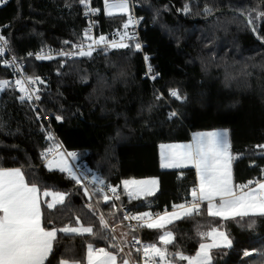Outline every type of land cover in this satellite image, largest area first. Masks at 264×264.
Here are the masks:
<instances>
[{"label": "trees", "instance_id": "obj_1", "mask_svg": "<svg viewBox=\"0 0 264 264\" xmlns=\"http://www.w3.org/2000/svg\"><path fill=\"white\" fill-rule=\"evenodd\" d=\"M96 3L102 10L105 31L123 27L124 14L106 16L103 0ZM185 3L191 6L189 14L181 11ZM205 5L212 7L213 13L232 10L247 17L246 9L258 6L264 10V0H140L137 13L144 17L146 51L160 74L154 82L143 77L144 61L133 47H103L91 57L67 60L64 67L58 59L27 60L28 73L44 81L40 84L44 110L63 117L61 121L52 119L63 145L81 153L107 181L118 185L125 207L159 210L191 199L189 190L197 183L195 169L162 168L159 145L189 141L196 131L228 129L231 149L237 155L233 163L235 182L262 177L264 151L256 145L264 143V21L259 22L261 27L255 35L237 13H219L203 20L210 16L203 11ZM7 23L9 27L3 32L11 51L20 58L41 46L68 48L78 43L85 19L77 0H10L0 7V26ZM11 78L10 70L0 62V79ZM172 89L186 98H170ZM159 90L165 98L159 97ZM250 95L258 99V117L254 104L244 100ZM18 97L13 88L0 92V167H21L26 180L42 190L67 194L65 205L56 209H47L42 203L45 221L51 218L56 227L76 226L78 216L96 233L102 229L99 215L103 214L109 224L115 225L127 250L132 251L135 232L120 222L121 211L111 201L106 204L102 196H95L99 208L84 195L81 185L65 173L46 167L41 159L50 142L45 124L36 119L30 102H21ZM170 109L177 115L170 117ZM124 177H157L160 188L154 196L129 199L122 184ZM41 198L50 201L49 197ZM89 203L94 211L86 207ZM250 221H254L252 228L247 227ZM213 226L227 233L232 246L213 248L211 264L264 260L260 255L264 252V217L224 220L207 216L203 205L200 215L167 227L175 241L166 247L170 253L179 250L194 255L199 243L209 240L199 233ZM161 232L142 228L145 240L151 243H157ZM89 243L118 251L111 247L112 241L95 234L58 232L49 260L51 264H59L61 259L85 264ZM115 243L120 247L117 238ZM245 251L253 254L244 256ZM118 254L126 258L123 252ZM170 258L186 264L178 257Z\"/></svg>", "mask_w": 264, "mask_h": 264}, {"label": "snow or ice", "instance_id": "obj_2", "mask_svg": "<svg viewBox=\"0 0 264 264\" xmlns=\"http://www.w3.org/2000/svg\"><path fill=\"white\" fill-rule=\"evenodd\" d=\"M4 2L6 0H0V3ZM77 3L83 5L85 15L100 12L99 8H91L90 0H77ZM103 3L109 17L117 12L125 14L130 12V0H111V2L110 0H103ZM68 6L70 7V5ZM181 11L185 14L191 13L190 4L185 3ZM203 11L207 15H213V9L208 5L204 6ZM245 11L248 13L247 25L254 33H257L261 27L259 22L264 21V10L257 6ZM252 13L256 15L253 16ZM243 14L241 13V15ZM95 23L92 21L89 27L85 29L80 41L73 45L74 51L61 50L56 55L61 57H91L96 50L93 45L106 47L109 43L112 48L133 47L135 50H141L142 46L139 42L134 45L124 42L127 39H134V37L129 36L127 31L123 34H120L119 31L113 34L120 36L119 41L113 39L109 42L104 35H100L98 39H93L90 33ZM134 23H138V20H134L131 15H128L126 22L123 23V28L127 30L129 25ZM84 38H87L91 43L85 46ZM64 43L72 44L70 41ZM7 48L8 40L3 34H0V58L5 56ZM8 50L10 51V49ZM52 51V49H41L40 53L36 54V59H54ZM31 55L33 54L29 53V56ZM147 59L148 57L145 56V60ZM0 62L4 66L12 67L17 73L22 70L17 68L15 56H12L11 59H2ZM149 70H151L150 66ZM43 83L44 81L38 76H25L14 81L0 79V92L9 88H17L22 94L18 97L21 102L38 101L41 99L39 95L41 89L35 85ZM170 95L177 100L186 98L182 97L176 89L170 90ZM33 110L35 111V108ZM170 115L174 117L177 113L172 112ZM41 116L42 113L36 111L38 121ZM53 118L58 121L63 120L60 115H54ZM47 133V140L55 139L50 129L47 130ZM61 147V144L55 143L51 147H46V150L41 153V156L46 159V167L49 170L55 168L61 173H67L76 184L82 186L84 195L91 200L92 195L89 193L88 187L83 185V182L89 177L78 175L69 162V158L77 159V154L61 151ZM256 147L264 149V145H257ZM165 148L168 151L161 152V167L185 168L191 165L198 175V184L189 190L188 194L191 199L185 198L184 202L173 204L170 212L165 209L162 213L156 214L146 211L124 215V219L137 221L139 227L163 230L158 235L157 243L144 244L142 248H137L136 252L142 253V264H175V259H169V257H178L180 261H187V264H211V250L213 248L232 246V241L226 232L215 226L208 231L200 232L201 237L210 238L211 242L199 243V250L195 255L189 256L179 250L171 253L168 251L166 246L174 244L175 236L171 230H167V226L177 220L200 215L202 205H204V213L207 216L224 220L264 217V168L261 169L262 178L249 180L246 183H235L232 162L237 157L230 150L231 145L227 130L195 133L190 143L161 145V149ZM91 182L96 183L95 177L92 178ZM99 183L103 184L104 181L101 180ZM122 183L129 199L140 200L154 196L159 190L157 179H132L124 180ZM118 187L108 186L112 196L106 193L103 195V201L106 204L113 198L120 200V195L117 194ZM94 191L103 193L104 188H96ZM41 195L52 197V202L42 201ZM66 195V193L59 191L42 190L35 182L26 180L25 173L20 167H0V264H46V262L51 264L49 257L53 254V245L57 240L58 232L76 235L95 234L102 240L112 241L111 247L118 249L117 252L89 243L87 245V264H118V253H122L124 249L115 243L116 237L111 234L114 228L110 226L103 214L99 215V223L102 229L96 233H94L93 226H84L78 216L75 218L78 227L70 224L56 227L51 218L45 221L41 204L43 203L47 209H56L58 205H65ZM86 207L89 211H94L91 203L87 204ZM247 227H254V221H250ZM132 231L135 232V227L132 228ZM133 239L136 243H141L137 237L133 236ZM158 244H162L164 247L158 246ZM252 254L249 251L243 253L244 256H251ZM128 255L130 256L131 253ZM260 255L264 257V252H261ZM59 264H82V262L80 260L61 259ZM120 264H130V260L124 258ZM137 264L140 262L138 261ZM260 264H264V260Z\"/></svg>", "mask_w": 264, "mask_h": 264}, {"label": "built area", "instance_id": "obj_3", "mask_svg": "<svg viewBox=\"0 0 264 264\" xmlns=\"http://www.w3.org/2000/svg\"><path fill=\"white\" fill-rule=\"evenodd\" d=\"M9 1L10 0H6V2L0 3V7L4 6ZM130 5H131V10L128 13V15H131L134 18V20H138V23H134L132 25H129L127 30H125L123 27L122 28L115 27L113 30L108 31V32L105 31L104 28H103V25H102V22H101L102 10L99 7V5L96 3V0H90V6H91V8H99L100 9L99 13H96V14L89 13L88 15H85L84 14L85 9H84V7L82 5V14H83V17L85 19V25H84V28L82 30V36H83V33H84L85 29H87L89 27V25H90V23L92 21L96 22L95 25L92 27V30H91V33H90V35L93 37V39H98V37L100 35H104L105 37H107L109 42L112 41L113 39L119 41L120 36L119 35H115L114 36L113 34L116 33L117 31H119L120 34H123L125 31H127L129 36L134 37V39H127L124 42L128 43L129 45H134L136 42H139L141 44V46H142L141 50H135V51L137 53L141 54L142 59L144 61L143 77L144 78H148L151 82H154L160 76V74H159L158 69L153 65V62H152V59H151V55L148 53V51H146L147 44H146V42H145V40L143 39V36H142V29H143L142 21H143L144 17L143 16H139L138 13H137V8L139 7L138 0H130ZM126 20H127V18H126ZM6 27H9L8 23L6 25L0 26V34H3L5 36V34L3 32V29L6 28ZM84 42H85V46L88 43H91V41H89L87 38H84ZM73 45L71 47H68V48H63V47L58 48V47H54V46H51V45L41 46L39 48L30 50L24 57H20L19 58V57H16L14 55V53L11 51L9 43H8V48L6 49L5 56L3 58H0V61H2V59H11L12 56H15L17 58V68L22 69L18 73L12 67L4 66L3 63L1 62V64L5 68L10 70V72L12 73V78L10 79V81H14L17 78H23L25 76H32V75H30L28 73V70H27V60L28 59H35L37 61H45V60H47V59H45V60L36 59V54L40 53L41 49H45V50L52 49L53 50L52 51V55L55 57L54 59L60 60L62 66H64L66 64L67 60L80 58V56H73V57L63 56V57H61V56H57L56 55V53L61 51V50L74 51L75 49L73 48ZM108 46H111L110 43L106 47H108ZM93 47L96 48V50L94 51V52H96V51H98L99 49H101V48H103L105 46L93 45ZM8 49H10V51ZM29 53H32L33 55L29 56ZM145 56L148 57L147 60H145ZM149 66H150L151 70H149ZM154 76H155V78H153ZM33 77H35V76H33ZM35 87H38V88L41 89L40 84L35 85ZM13 89L16 90V92L18 93L19 96L22 95L17 88H13ZM158 94H159V97L165 98V94L161 90L158 91ZM39 95L41 96L40 100H38V101H29V102L32 105V108L33 109L35 108V111H39L40 113H42V116H41L40 120L45 124V127H46L47 130L48 129L51 130V132L53 133V135L55 137L54 140L49 142L48 147L53 146L55 143H59L62 146L61 147V151L75 152L77 154V159L72 160L71 158H69V162L73 166L74 170L77 172L78 175H87L89 177L88 180L83 182V185L88 187V191L92 195V199L95 201V203L99 207L95 196H97V195L99 196L100 195V196L103 197V195L105 193L108 194L109 196H112V193L108 190V186L115 187V186H118V185H115L112 182L107 181L97 169H95V168H93V167H91L89 165L87 159L84 158L81 155V153H79L78 151H69V150H67L65 148V146L61 142L58 134L56 133V131H55L53 125H52V119H53V116L55 114L54 113H47L44 110V107H43V104H42V101H43L42 91H40ZM169 97L170 98H174V97H172L170 95V91H169ZM168 112H169V115H170L172 112H176V111L173 110V109H170ZM44 117H47V119H44ZM170 117H173V116L170 115ZM260 145H264V143L260 144ZM45 150L46 149H44V151ZM263 151H264V149H263ZM41 159L46 164V159L43 158L42 156H41ZM65 175H66L67 178L71 179L68 176L67 173H65ZM93 177H95L96 183H92L91 182ZM101 180L104 181L103 184L99 183V181H101ZM239 183H246V182H239ZM96 188H104V192L101 193V192L94 191ZM117 194L120 195L119 187L117 188ZM111 203H112V205H115L114 208H116V209L121 211V215H120L121 220H120V222H123L124 224H126L129 227L130 230H132V228L135 227V235L134 236L137 237L141 241V243L138 244V243H136V241L132 237L131 238L132 251L129 252V250H127V248L125 247V245L122 242V240L120 239V237L116 234L115 225L114 224H110V226L114 228L113 232L116 235V238H117V240H118V242L120 244V247H122L124 249L123 253H124L125 257L130 260V264H137L138 261L140 262V264H142V253H137L136 249L137 248H142L144 244L151 243V242L145 240V238H144V236L142 234V228L143 227H139L138 226V222L135 221V220L124 219V215L125 214H129V215L138 214V213H143V212H146V211L147 212H152L153 214H156V213H162L165 209H167L168 211H171L173 204L171 206H164L163 208H161L159 210H134V209H131L129 207H125L124 205H122L120 200H115L114 198L111 201ZM129 253H131L130 256L128 255ZM251 264H260V262L251 263Z\"/></svg>", "mask_w": 264, "mask_h": 264}, {"label": "crops", "instance_id": "obj_4", "mask_svg": "<svg viewBox=\"0 0 264 264\" xmlns=\"http://www.w3.org/2000/svg\"><path fill=\"white\" fill-rule=\"evenodd\" d=\"M110 2H111V0H110ZM103 9H104V13H105V15L106 16H108L107 14H106V11H105V7H104V3H103ZM116 15V14H115ZM224 130H227V132H228V140H229V143H230V134H229V130L228 129H226V128H219V129H213V130H205V131H196V132H193L192 133V135H191V139L189 140V141H180V142H164V143H161L160 145H159V154H160V159H161V152L162 151H164V152H167L168 151V149H161V145H173V144H185V143H190L191 141H192V138H193V135L195 134V133H206V132H211V131H224ZM231 145V144H230ZM231 150V152L233 153V155L234 156H236L237 157V155L232 151V149H230ZM236 159V158H235ZM235 159L233 160V162H232V170H233V163H234V161H235ZM188 167H192L191 165H189ZM188 167H185V168H188ZM9 168H13V167H9ZM21 168V167H20ZM194 168V167H193ZM55 169V168H54ZM164 169H183V168H164ZM195 169V168H194ZM23 170V169H22ZM195 172H196V170H195ZM132 179H135V178H129V177H124L123 178V180H122V182L124 181V180H132ZM146 179H157L158 181H159V179L157 178V177H149V178H141V179H135V180H146ZM196 181H197V183L196 184H198V175H197V173H196ZM235 181V180H234ZM236 183V182H235ZM123 184V183H122ZM238 184V183H237ZM159 188H160V182H159V186H158ZM42 199V198H41ZM204 206V205H203ZM41 208H42V204H41ZM169 226V225H168ZM167 226V227H168ZM169 229V228H168ZM163 231V230H162ZM206 242H211L210 241V238H209V240L208 241H206ZM205 242V243H206ZM160 246V245H159ZM212 251V250H211ZM195 255V254H194ZM192 256V255H191ZM122 259H124V257H122L121 255H119L118 254V264H120V261L122 260ZM169 259H171L170 257H169ZM85 264H87V259H86V263ZM175 264H178V261L177 260H175ZM186 264H187V261H186Z\"/></svg>", "mask_w": 264, "mask_h": 264}, {"label": "rangeland", "instance_id": "obj_5", "mask_svg": "<svg viewBox=\"0 0 264 264\" xmlns=\"http://www.w3.org/2000/svg\"><path fill=\"white\" fill-rule=\"evenodd\" d=\"M138 2H139V4H140V0H138ZM130 10H131V7H130ZM105 11H106V9H105ZM115 14H124L125 16H126V18H127V15H128V13H119V12H117V13H114V15ZM108 48L109 49H120V48H112L111 46H108ZM107 48V49H108ZM130 48V47H129ZM128 48V49H129ZM94 54V53H93ZM80 58H84V57H80ZM80 58H78V59H80ZM53 60V59H52ZM65 66V65H64ZM64 66H62V64H61V67H64ZM182 96V95H181ZM183 97V96H182ZM184 99H182V100H177V101H183ZM244 100L246 101V102H252L253 104H254V107H255V116L256 117H258V99H257V97L256 96H254V95H250V96H247L246 98H244ZM258 119V118H257ZM258 122H259V120H258ZM46 149V148H45ZM256 149H258V150H263V149H260V148H257L256 147ZM54 169V168H53ZM49 191H51V190H49ZM54 191V190H53ZM59 192H61V191H59ZM62 193H64V192H62ZM43 197V196H42ZM45 198H47V197H44V199ZM50 198V201L49 202H52V197H49ZM172 211V210H171ZM170 212V211H169ZM77 227L79 226L78 224L76 225ZM167 230H170V229H168L167 228ZM222 231V230H221ZM207 243V242H206ZM158 246H159V244H158ZM211 257H212V255H211ZM213 262V258H212V260H211V263Z\"/></svg>", "mask_w": 264, "mask_h": 264}, {"label": "water", "instance_id": "obj_6", "mask_svg": "<svg viewBox=\"0 0 264 264\" xmlns=\"http://www.w3.org/2000/svg\"><path fill=\"white\" fill-rule=\"evenodd\" d=\"M226 12H228V13H237V14H240L241 15V13L240 12H238V11H232V10H220V11H217L216 13H213V15H210L209 17H207V18H205V19H203V20H209V19H211V18H213L216 14H219V13H226ZM242 17H244L245 19H246V22H247V16H245V14H243V15H241ZM253 32V31H252ZM254 33V32H253ZM255 35H257V33H254ZM259 39V38H258Z\"/></svg>", "mask_w": 264, "mask_h": 264}]
</instances>
